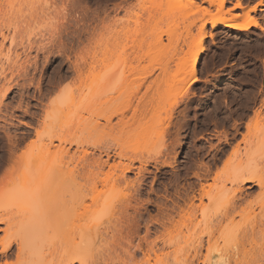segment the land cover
<instances>
[{"label": "rangeland", "instance_id": "obj_1", "mask_svg": "<svg viewBox=\"0 0 264 264\" xmlns=\"http://www.w3.org/2000/svg\"><path fill=\"white\" fill-rule=\"evenodd\" d=\"M218 3L0 0V155L9 136L20 143L0 193L12 186L32 197L14 209L0 197L20 222L0 223V264H176L186 254L207 264L208 191L224 207L240 166L264 173V0ZM218 15L251 16L258 28L212 26ZM201 47L198 81L185 92ZM59 162L64 175L45 176ZM201 182L203 201L189 211V184ZM247 185L248 216L235 215L238 231L224 221L222 245L254 229L264 246V194ZM83 239L93 245L75 250Z\"/></svg>", "mask_w": 264, "mask_h": 264}, {"label": "bare ground", "instance_id": "obj_2", "mask_svg": "<svg viewBox=\"0 0 264 264\" xmlns=\"http://www.w3.org/2000/svg\"><path fill=\"white\" fill-rule=\"evenodd\" d=\"M224 2H225V0H219L218 5L220 7H222L224 5ZM237 6L242 7V4L240 2H238ZM253 9H254V7H253ZM247 13H248V11H247ZM218 23H222L225 26H228V27L233 28V29H238V30H249L251 27L258 25L257 20L255 18L251 17V16L244 17V20H241L240 22L236 21V20H234L232 18H227L224 15H218V16H215V17H213L211 19L212 26H215ZM202 52H203V47H201L199 49V51L197 52L196 56L194 57L193 61L190 64V75L191 76H190L189 81H188V83L186 85L185 92H187L190 89L191 85H193L196 81H198V77L196 75V71H197L199 59H200V56H201ZM28 126L32 127L31 124H28ZM35 132H36L37 135L40 134L38 129H36ZM7 142H8L7 146H6L7 148L5 147L6 150H4L2 152V154L0 155V181L4 177V173L8 169V167L10 165L12 166V163L14 161L16 162V159H15L16 156H17L16 155V153H17L16 151H17V148H18V146L20 144V143L18 144L19 141L17 142L16 140H13L12 138H10V136H9V140ZM43 146L44 145H41V150H43L44 152L42 151V153L43 154L45 153L44 155H46V153L49 150H51V148L48 147L50 145H46L45 144V147H43ZM59 150H61L62 153L69 154V150L66 148V146L61 145L59 147ZM107 155L109 156V153H107ZM27 156L28 155H24L22 157H19V159L20 158L21 159L22 158H24V159L26 158L27 159ZM28 159L30 160V157ZM42 161H44V160H42ZM62 163L60 164V162H59L56 165V167L57 166L58 167L62 166L63 165ZM44 164L45 163L43 162V166H44ZM43 166H42V168H43ZM52 166L51 167L45 166V168L47 167L46 169L48 171L44 170V168L43 169L41 168V170H43V174L44 175H45V172L47 171L46 172L47 174L45 176L48 175V176L51 177V179H53L55 177L62 176V174L64 175V169H63L64 166H62V168L61 167H59V168L57 167L56 170L54 168V165H52ZM129 169H130V166H126L123 169V171L121 173L122 174L121 178H124L125 171L129 170ZM49 170L50 171L53 170L54 172L52 171V173H51ZM262 171L263 170H260L259 168H257V165L254 162H249V163H246L245 165L240 166V169L238 171V175L236 176V178L233 181L234 183L237 184V187L235 188L234 192H232V194H230V193L227 194L228 199H227L226 205L224 207L222 206L223 208L220 205L219 206L217 205V202L215 201V197L216 196H214L215 193H213L212 191H210V192L208 191V198L210 199V203L208 205L209 216H208V228H207L208 229V232H207V235H208V239H207L208 240V246H207L208 254H207V259H206L207 260V264H264V246H260V247H256L255 246V242H256L255 241V233L256 232H254L255 231L254 229L252 231V230H249V228H248V230H249L248 231V230H245V228H246L245 227L244 230L246 232L244 234L246 235V237H248L247 236L248 234L251 235V238L249 237V238L246 239L245 236L243 235V237L245 238L244 239L242 236H240L243 239L239 240V243L233 244L235 242V240L234 241L231 240V241H233V243L229 242L230 243L229 246L226 245L227 244V240L226 239H228V238H226V233H225L226 232L225 230H227V228H229L228 227L229 225L230 226L232 225V227H231L232 229H235L236 231L239 230L240 226L237 223L238 221L235 222V220H236L235 219V215L236 214L240 215V216H243V217L245 216L244 218H246L248 216V211H249L248 210V206H246V207L242 206L243 205L242 201H245V196H246L245 192H244L246 184L253 183V186H248L247 185V188H252L254 186H258L260 188V193L264 194V173ZM53 176H55V177H53ZM194 176L197 179H199V180L204 179V176H203V174L201 172H194ZM46 178L48 179L49 177H45L44 179H46ZM189 185H190V188H189V190L187 189L188 191L186 193V197L184 198L185 199L184 201H185L186 206L191 209L189 211L193 210V212H195V210H196L195 206L197 205L196 204V202H197L196 200L203 201L202 199H203V196H204V193H205V186H204L203 182H201V185H200L199 189H196L194 187L193 183H191ZM1 196L9 199L8 202L10 203V207H11V205L13 206V209H14V207L17 206V204L25 203V202H31V200H32V197L30 196V194L28 193V191L26 189L22 188V189L16 190V189L12 188V186L6 187V190H4V191H2L0 193V197ZM224 196H226V195H224ZM177 206H179V205H177ZM263 206H264V204L262 205V211H261L260 216H259L260 220L257 219L256 222L259 223V221H260V223L264 225V207ZM7 207H8V205H7ZM7 207H5V209H4V207H2V208L0 207V223H4V224H6L7 227H9V228L11 227V229H12L14 227L13 226L14 224L16 225V224L20 223L19 221L17 223L15 222L18 211L17 212L15 211L16 215H14L15 214L14 211L12 212L13 209H10L8 207L9 210H7L8 209ZM182 207L180 206L179 208H182ZM217 207H220V208H218L219 210H217ZM172 208H171V210H173ZM185 208L186 207H183L182 209L184 210ZM59 210H60L59 211V215L61 216L63 209H59ZM76 210H78V209H76ZM189 211H187V212H189ZM12 213H14V214H12ZM77 213H78V211L76 213L74 212V215L77 214ZM20 214H21V212H20ZM64 214H66V212ZM166 214L167 215L168 214L171 215V212H167ZM41 216H43V212H41V211H38V213L34 216L33 219L36 222V224L40 223V219L42 218ZM72 216H73V214H72ZM76 216L77 215H75V217ZM18 217H19V215H18ZM243 217H242V219H243ZM51 219H52V221H54L53 223H55L57 221V218H55V216H52ZM227 220L234 221L235 223L234 222L233 223L230 222L232 224H229ZM246 220H248V219H246ZM224 221L226 223H228V226L227 225L225 226V227H227L225 230L224 229L221 230V228L223 227L222 224L224 223ZM41 223H44V221H42ZM41 223L39 225H41ZM243 223L242 224L244 226L246 223L245 222H243ZM233 224H235V225L237 224V226H235ZM221 225H222V227H221ZM254 225L256 226L257 224L255 223ZM253 226H250L251 229L253 228ZM216 227L218 228V230H217ZM237 227H238V230L236 229ZM38 228H40V227L38 226ZM38 228L35 231L39 232ZM71 229H72V232L74 230L75 233H77L76 231L79 230L78 232L81 233V229L82 228H81L80 225L79 226L76 225V223L74 221V224L73 223L71 224ZM232 229H230V231H232ZM255 229H256V227H255ZM216 230H217V232L220 230L219 233H218V236L216 234ZM235 230L232 233H234ZM241 231H243V228L241 229ZM247 231H248V234H247ZM250 231H251V234L249 233ZM90 234L92 235L93 231H91ZM35 236H36V233H35ZM229 236H231V235H229ZM233 236L236 237V235H233ZM90 237H88V238L91 239ZM224 239L226 241L225 242L226 244L223 243V245H222L221 241L224 240ZM237 239H236V242H237ZM83 240H82L81 243L79 242L77 244L75 250H79L80 251L82 249V247H84V248L85 247H87V248L89 247L90 248L93 245V242H94L93 240H91V241H89L88 239L87 240L83 239ZM199 241H200L199 239H194V243L195 244H197ZM22 243L24 245V242H22ZM22 243L20 242L19 244L21 245ZM200 243H201V241H200ZM20 245H18V246H20ZM10 247H11V243L4 245L2 247L3 249L1 251V253L4 256H7L8 255L7 251L9 249H11ZM72 247H73V245L71 246V248ZM140 247H141V245H140ZM19 249H21V246L19 247ZM71 251H73V250L71 249ZM66 253H67V251H66ZM72 253H75V252H72ZM195 254L197 255V252ZM187 255L188 254L184 255V258H181V259L179 258L181 256L178 257L176 255L177 257H175V259H176L175 263L176 264H194L193 259L190 256L188 258Z\"/></svg>", "mask_w": 264, "mask_h": 264}, {"label": "crops", "instance_id": "obj_3", "mask_svg": "<svg viewBox=\"0 0 264 264\" xmlns=\"http://www.w3.org/2000/svg\"><path fill=\"white\" fill-rule=\"evenodd\" d=\"M229 1H231L232 3H234L236 0H229ZM254 5V4H253ZM252 4H247L246 6H253ZM253 28H258V27H253Z\"/></svg>", "mask_w": 264, "mask_h": 264}]
</instances>
